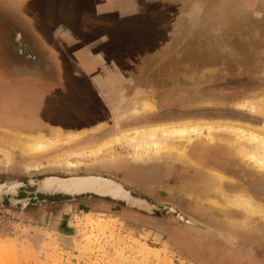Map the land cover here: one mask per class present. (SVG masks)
Returning <instances> with one entry per match:
<instances>
[{
	"label": "rangeland",
	"instance_id": "374dc122",
	"mask_svg": "<svg viewBox=\"0 0 264 264\" xmlns=\"http://www.w3.org/2000/svg\"><path fill=\"white\" fill-rule=\"evenodd\" d=\"M27 2L43 19L81 24L82 33L70 34L73 40L53 52L56 61L70 62L74 84L63 77L46 83L47 93L13 90L0 98V151L11 159L0 155V171L122 175L157 208L146 214L107 199L116 204L68 207L52 220L0 207V264H264V219L222 199L247 196L264 207V172L239 155L235 139L216 132L217 146L196 141L183 156H131L124 146L100 161L87 156L89 148L144 126L187 121L264 129V0ZM78 131L86 139L45 154L21 150L22 135ZM194 148L208 161H195ZM62 156L77 167L48 164ZM31 161L41 166L28 169ZM219 161L222 166L212 165ZM160 204L232 243L195 235Z\"/></svg>",
	"mask_w": 264,
	"mask_h": 264
},
{
	"label": "bare ground",
	"instance_id": "6f19581e",
	"mask_svg": "<svg viewBox=\"0 0 264 264\" xmlns=\"http://www.w3.org/2000/svg\"><path fill=\"white\" fill-rule=\"evenodd\" d=\"M144 109L150 110L151 108L145 104ZM213 125H216L217 127L213 129ZM216 132H218V134L222 133L224 136L229 137V139H235L237 142L233 143L235 144L239 155H241V157L247 160V162H249L257 170L264 172V129L260 127H251L246 124H222L218 122L210 124L208 122L186 121L177 124H160L147 127L144 126L136 129L132 128L131 131L114 136L115 138L113 137L98 147L89 148V153H86L89 158L93 159V161H100L101 155L103 153L111 151L117 146H124L128 152H131V156L139 157L151 154L160 156L164 153L172 156H183L186 150L185 147L190 143L193 144L196 141L198 144H200V142H206L211 146H217V142L215 141ZM62 135L60 132H57L56 136L53 135L54 137L52 138L22 135L25 139H27V141L22 143L21 150L33 157L42 155L51 151L52 149L59 148L60 146H66L78 140L80 141V139L86 135V132H78L64 136ZM199 148H194L192 150V158L200 163H204L205 160L207 162V159L209 158L204 156L202 151L199 153ZM0 155L5 159L6 163L10 162L11 159L6 152L0 151ZM75 155L83 156V154H74V156ZM109 159L113 161L115 160V157L111 156ZM48 164L60 165L67 168L77 167L76 165H72V163H70L67 156H62L56 160L48 162ZM212 165L222 166V162H213ZM39 166H41V164L37 163L36 161H31L30 165H27V168L36 169ZM212 173L214 177L220 176L221 179H224L223 174L216 173L214 171ZM218 182L219 181H217V183ZM54 185L57 187V189L61 188L62 191L67 193L91 191L96 194H109L112 197L124 199L128 203L138 204L141 208H145L146 206L143 201L135 200L127 193L122 191V188L118 184L104 179H75L66 183L57 182ZM222 199L225 201L227 206L233 207L237 211H241L249 216H255L264 219V207L255 206L252 199L247 196H227L222 194Z\"/></svg>",
	"mask_w": 264,
	"mask_h": 264
},
{
	"label": "flooded vegetation",
	"instance_id": "af4514ba",
	"mask_svg": "<svg viewBox=\"0 0 264 264\" xmlns=\"http://www.w3.org/2000/svg\"><path fill=\"white\" fill-rule=\"evenodd\" d=\"M2 22L4 26L9 28L8 22L10 21L3 13ZM14 39L13 35L12 44L8 47V54H11L12 57L10 59L12 62L6 61L7 58L2 59V61L3 63L10 65L6 69L7 72L15 74L21 82L25 81L20 83L18 90H15L17 93L22 92V94H28L34 89H37V91H40L41 93H47L48 91H51L50 89L52 88L46 83H56L59 80H63V77L65 78V81L68 80L71 85L74 84V81L71 82V79L67 76L70 70V62H61L60 59L56 61L54 55L51 56L50 53L47 52V49L41 48L39 50H32L30 47L32 45L21 43L22 39L19 43H13ZM8 84L10 85V83ZM8 91L12 92L13 90ZM8 91L2 92V94L6 96ZM1 115L2 113L0 116ZM102 177L110 179L104 180L110 182L115 181L121 184L132 196L140 199L136 200H145L136 192L130 182L122 178V175H118V180L114 175L109 176L96 171L61 173L40 172L26 174L19 170H2L0 171V207H2V209L16 211L26 217L34 219L41 217L52 220L59 218L62 210L68 207H80L86 209L97 207H103L106 209L112 208L116 203L96 195L81 194L70 196L66 194L67 192L65 194L54 193L64 192L61 188L57 189L54 185L57 182L66 183L75 179L91 178L103 180ZM125 190L123 189L122 191L128 194Z\"/></svg>",
	"mask_w": 264,
	"mask_h": 264
},
{
	"label": "crops",
	"instance_id": "0c3cea01",
	"mask_svg": "<svg viewBox=\"0 0 264 264\" xmlns=\"http://www.w3.org/2000/svg\"><path fill=\"white\" fill-rule=\"evenodd\" d=\"M81 10L78 8L77 13L82 14ZM36 12L27 0H0V98L5 97L2 92L18 90L20 84L17 83L25 82H21L15 74L7 72L6 69L10 65L2 61V59L7 58L6 61L12 62L10 59L12 56L8 54V47L12 44L13 35L15 38L13 43H19L22 39L21 43L32 45L30 46L32 50L44 48L52 56L56 48H65L66 44L73 40L70 34L77 33V31L82 33V29H77L81 25L79 22H71L70 25L66 21H58L54 15L43 19V16L39 12ZM2 13L10 21L8 22L9 28L4 26L2 22ZM78 41L75 39L74 43H78ZM80 89H83L82 85ZM67 134L61 135L64 136Z\"/></svg>",
	"mask_w": 264,
	"mask_h": 264
},
{
	"label": "water",
	"instance_id": "95a60500",
	"mask_svg": "<svg viewBox=\"0 0 264 264\" xmlns=\"http://www.w3.org/2000/svg\"><path fill=\"white\" fill-rule=\"evenodd\" d=\"M93 177V176H91ZM103 179H108V178H104ZM110 180V179H108ZM113 181V180H111ZM115 182V181H113ZM117 183V182H115ZM119 184V183H117ZM120 187H122L124 190L125 188L119 184ZM127 191V190H125ZM128 192V191H127ZM48 193V192H46ZM54 193H61V194H65L66 192H54ZM54 193H50V194H54ZM67 195L73 196V195H81V194H92V195H96L98 197L101 198H105V199H109L111 201H115V202H121L123 204H125L127 207H129L130 209H134L136 211H140L146 214H152L153 211L157 208L156 205L150 204L148 203L146 200H142L143 203L146 205L145 208H141L138 204H133V203H128L127 201H125L124 199L121 198H115L112 197L109 194H96L94 192L91 191H79V192H73V193H66ZM128 194L135 199H138L134 196H132L130 194V192H128ZM160 207L163 208L164 211H166L167 214H173L174 215V220L179 223L183 228H185L186 230L194 233L195 235H198L204 239H210V240H216V241H221L223 243H232V240L227 238L226 236H224L223 234L205 226L204 224H199L198 221L196 222V220H192V218L189 217H185L183 216L181 213H179L175 207L171 206V205H167V204H160ZM209 230V231H208Z\"/></svg>",
	"mask_w": 264,
	"mask_h": 264
}]
</instances>
